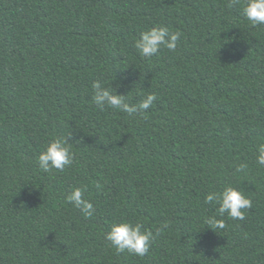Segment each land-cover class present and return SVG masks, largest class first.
Segmentation results:
<instances>
[{"label": "trees", "instance_id": "16d2710c", "mask_svg": "<svg viewBox=\"0 0 264 264\" xmlns=\"http://www.w3.org/2000/svg\"><path fill=\"white\" fill-rule=\"evenodd\" d=\"M243 3L0 0V264H264V25ZM153 26L183 34L175 52L140 56ZM96 81L130 104L157 99L144 115L101 111ZM57 136L75 158L45 173ZM227 185L252 207L216 232L205 195ZM84 186L91 218L65 200ZM121 220L169 227L141 258L105 240Z\"/></svg>", "mask_w": 264, "mask_h": 264}, {"label": "clouds", "instance_id": "9594fccd", "mask_svg": "<svg viewBox=\"0 0 264 264\" xmlns=\"http://www.w3.org/2000/svg\"><path fill=\"white\" fill-rule=\"evenodd\" d=\"M239 2L240 0H233L234 4ZM242 15L251 27L264 25V0H244ZM182 35L180 31H170L167 26H153L141 32L133 46L141 57L151 58L158 55L161 49L175 52ZM92 89V101L98 109L103 111L106 108H111L129 116L136 113L144 115L157 99L154 93H149L139 103L130 104L127 102L126 95L118 94L111 88L103 87L100 81L94 82ZM70 137L57 136L47 143L37 158L40 170L45 173H50L53 170L62 172L73 164L75 154L69 142ZM256 164L258 167L264 168V143L257 146ZM247 169L246 163L242 162L235 165L236 173L246 174ZM86 191V186L75 187L65 196V200L80 210L86 218H91L95 215L96 208L90 200L85 198ZM204 203L217 206L216 213L204 220L207 228L216 232L226 227L223 219L225 214L233 220H244L245 212L243 210L252 207V200L243 191L231 185H227L219 191L208 192L205 195ZM168 227L169 222L166 221L154 233L152 230L145 229L140 222L133 223L130 220H121L110 225L109 230L104 234V238L111 247L115 248L117 253L126 252L142 258L150 252L157 237Z\"/></svg>", "mask_w": 264, "mask_h": 264}]
</instances>
